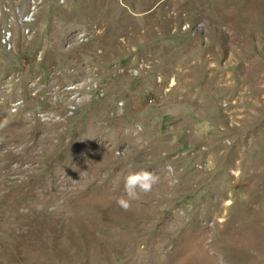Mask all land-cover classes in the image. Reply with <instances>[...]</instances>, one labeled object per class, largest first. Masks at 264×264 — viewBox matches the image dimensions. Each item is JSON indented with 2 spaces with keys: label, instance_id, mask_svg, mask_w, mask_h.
I'll return each mask as SVG.
<instances>
[{
  "label": "rangeland",
  "instance_id": "374dc122",
  "mask_svg": "<svg viewBox=\"0 0 264 264\" xmlns=\"http://www.w3.org/2000/svg\"><path fill=\"white\" fill-rule=\"evenodd\" d=\"M0 13V264H264V0Z\"/></svg>",
  "mask_w": 264,
  "mask_h": 264
},
{
  "label": "bare ground",
  "instance_id": "6f19581e",
  "mask_svg": "<svg viewBox=\"0 0 264 264\" xmlns=\"http://www.w3.org/2000/svg\"><path fill=\"white\" fill-rule=\"evenodd\" d=\"M4 40H10L9 28L2 30L1 43H3ZM251 226H252L251 227L252 230L247 228L248 230H243L242 234L245 231L244 234L246 236H248L247 239H249L252 242H255L256 240H259V239L264 240V224H258L256 222H254ZM257 228L261 229V231H260L261 235L260 236H257L256 234L253 235L251 233L252 231L254 232L255 229H257ZM249 230H251V231H249ZM235 236H236V234H234L232 237L236 238ZM192 248L193 247L191 245H187V246L182 247L178 251V254H177L176 259H175L176 262H174V264L175 263L176 264H201L199 259L196 257V254L193 252Z\"/></svg>",
  "mask_w": 264,
  "mask_h": 264
},
{
  "label": "built area",
  "instance_id": "2783aa9c",
  "mask_svg": "<svg viewBox=\"0 0 264 264\" xmlns=\"http://www.w3.org/2000/svg\"><path fill=\"white\" fill-rule=\"evenodd\" d=\"M37 4V2H36ZM36 4H33L34 7H36ZM1 13H0V20H1ZM32 20V15H30L29 17L25 18V21L29 22ZM10 30V40H4V42L2 43V45L4 46V48H6L7 50H11L12 48V38H13V35H12V30L9 28ZM28 32V31H27Z\"/></svg>",
  "mask_w": 264,
  "mask_h": 264
}]
</instances>
